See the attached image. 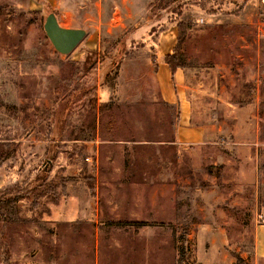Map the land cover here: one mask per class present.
I'll return each mask as SVG.
<instances>
[{
	"label": "rangeland",
	"instance_id": "rangeland-1",
	"mask_svg": "<svg viewBox=\"0 0 264 264\" xmlns=\"http://www.w3.org/2000/svg\"><path fill=\"white\" fill-rule=\"evenodd\" d=\"M50 13L85 31L66 56ZM166 30L185 127L204 133L180 154L155 65ZM235 141L252 147L240 183L219 163ZM260 222L264 0H0V264H192L199 224L201 249L249 259Z\"/></svg>",
	"mask_w": 264,
	"mask_h": 264
},
{
	"label": "crops",
	"instance_id": "crops-1",
	"mask_svg": "<svg viewBox=\"0 0 264 264\" xmlns=\"http://www.w3.org/2000/svg\"><path fill=\"white\" fill-rule=\"evenodd\" d=\"M157 52H156V59L155 65L157 67V79H158V86L160 88V96L162 101L169 105H176L179 111L180 117V124H182L178 128V132L176 134V141L174 145H177V153L180 154L181 149H185L190 145H198L200 146L203 138L204 133L202 132H195V130L185 127L190 121V117L192 115L191 105L188 97L184 93V83H185V72L182 69H177L173 73L169 71L167 66L164 63V56L170 54L172 48L174 47V34L172 31H164L160 33V38L158 39ZM243 142L235 141V154H232L231 157L227 155L222 157L219 161L222 164L224 169H231L232 165H236L234 169L235 183L242 180L239 178L242 167L247 164L248 162L240 156V153L243 150H250L252 147L250 145L242 144ZM197 150V148H195ZM247 154V152H245ZM236 156V157H234ZM256 166L251 167L250 176L246 177L245 181H249L253 184V172L255 171ZM257 170V169H256ZM256 175V174H255ZM257 176V175H256ZM255 176V177H256ZM255 180V178H254ZM228 183V182H226ZM204 192H216L215 190L204 191ZM55 218L54 215L51 216V220ZM63 220H66V216H64ZM212 226L207 224H199L196 226L199 231L195 234L193 233V237L197 243L196 251L192 254L190 261L192 264H234L235 260L226 254V252L220 253L216 249L213 248L215 243L214 240H211V249L206 250L205 248H200L201 240L209 238L211 235L210 232H202L205 228L210 229ZM212 237V236H211ZM224 242H222V245ZM242 259L247 264H264V223L260 222L257 225H254L253 228V238H252V256L248 259L247 256L243 257L240 255Z\"/></svg>",
	"mask_w": 264,
	"mask_h": 264
},
{
	"label": "water",
	"instance_id": "water-1",
	"mask_svg": "<svg viewBox=\"0 0 264 264\" xmlns=\"http://www.w3.org/2000/svg\"><path fill=\"white\" fill-rule=\"evenodd\" d=\"M43 31L53 49L64 56L70 54L85 37V31L82 29L61 27L52 13L45 18Z\"/></svg>",
	"mask_w": 264,
	"mask_h": 264
},
{
	"label": "trees",
	"instance_id": "trees-1",
	"mask_svg": "<svg viewBox=\"0 0 264 264\" xmlns=\"http://www.w3.org/2000/svg\"><path fill=\"white\" fill-rule=\"evenodd\" d=\"M177 51H178V46L174 47L173 53L171 55H166L164 57V63L171 73H173L177 69L182 68V65L180 64V62L178 60L179 55H178ZM92 64H93V62L89 58H86L84 63H83V66H85V68H91ZM231 255H232V258L235 260L234 264H247L244 261V259H242L239 255L233 254V253ZM179 261L181 262L182 260L178 259L177 262H179Z\"/></svg>",
	"mask_w": 264,
	"mask_h": 264
}]
</instances>
